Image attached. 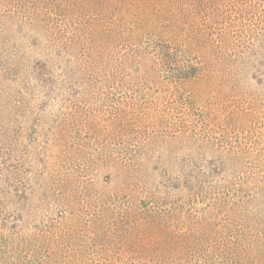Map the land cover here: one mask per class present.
<instances>
[{"label":"trees","instance_id":"16d2710c","mask_svg":"<svg viewBox=\"0 0 264 264\" xmlns=\"http://www.w3.org/2000/svg\"><path fill=\"white\" fill-rule=\"evenodd\" d=\"M0 264H264V0H0Z\"/></svg>","mask_w":264,"mask_h":264}]
</instances>
